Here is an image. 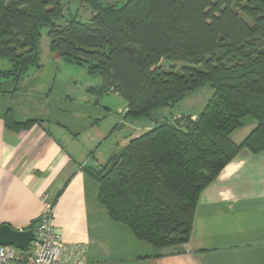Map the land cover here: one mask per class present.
<instances>
[{
  "label": "trees",
  "instance_id": "16d2710c",
  "mask_svg": "<svg viewBox=\"0 0 264 264\" xmlns=\"http://www.w3.org/2000/svg\"><path fill=\"white\" fill-rule=\"evenodd\" d=\"M75 1L90 8L88 21L78 12L66 21L62 0H0V59L12 65L0 70V94L16 93L31 68L42 72L46 29L51 52L100 76L99 94L126 99L127 119L154 124L106 164L83 168L100 205L140 242L185 245L202 192L242 150L264 152V0ZM206 86L214 94L201 114H163ZM3 120L16 133L50 123L19 120L12 108ZM249 121L256 128L237 145L233 135Z\"/></svg>",
  "mask_w": 264,
  "mask_h": 264
},
{
  "label": "crops",
  "instance_id": "0c3cea01",
  "mask_svg": "<svg viewBox=\"0 0 264 264\" xmlns=\"http://www.w3.org/2000/svg\"><path fill=\"white\" fill-rule=\"evenodd\" d=\"M38 103L49 110V102ZM7 107H0V225L28 230L43 212V196L61 192L53 225L65 243L87 247L85 264H264V152L242 150L202 192L190 242L160 250L136 240L100 205L98 185L83 168L103 164L81 150V131L47 117L48 124L12 132L3 120ZM80 119L76 109L71 120ZM255 128L249 121L233 141L241 145Z\"/></svg>",
  "mask_w": 264,
  "mask_h": 264
},
{
  "label": "rangeland",
  "instance_id": "374dc122",
  "mask_svg": "<svg viewBox=\"0 0 264 264\" xmlns=\"http://www.w3.org/2000/svg\"><path fill=\"white\" fill-rule=\"evenodd\" d=\"M62 1L67 6L64 18L66 21L77 12L84 22L92 17V12L85 3L75 0ZM107 1L114 0H104V2ZM115 1L123 4L127 0ZM40 64L43 66L42 72L36 73V69L31 68L15 94L12 92L4 95V98L0 97V107L8 104V107L14 108L19 120L28 119V117H53L74 127L76 131H81L80 135L83 136L80 137L79 147L83 152H87V156L91 157L94 163L100 160L102 164H106L114 152L122 147L120 143H123L122 140H125L126 136L134 139L154 127L153 122L147 118L127 119L125 117L127 102L121 94L111 91L107 94H99L98 90L103 85V79L100 76H91L86 67L67 63L58 54L51 52L46 29L42 31L40 40ZM164 67L167 68V64L164 63ZM11 68L12 65L8 60L0 59V70L8 71ZM35 80L36 91L29 87ZM15 88L12 86L13 90ZM213 94L214 90L206 86L188 95L171 111H163V114L169 119L183 115H199ZM32 98L34 99L32 105L28 103L22 105ZM38 101L49 102V110L41 109V103L37 105ZM11 102L12 104H9ZM20 105L25 108L20 110L18 108ZM76 109L80 111L81 119L73 122L71 118ZM97 118H99L98 123L92 126V122ZM92 143L95 146L89 149ZM93 183L96 184L94 181Z\"/></svg>",
  "mask_w": 264,
  "mask_h": 264
},
{
  "label": "built area",
  "instance_id": "2783aa9c",
  "mask_svg": "<svg viewBox=\"0 0 264 264\" xmlns=\"http://www.w3.org/2000/svg\"><path fill=\"white\" fill-rule=\"evenodd\" d=\"M51 196L42 198L43 212L33 230L34 237L27 250L0 246V264H85L87 247L67 244L53 225L54 206Z\"/></svg>",
  "mask_w": 264,
  "mask_h": 264
},
{
  "label": "water",
  "instance_id": "95a60500",
  "mask_svg": "<svg viewBox=\"0 0 264 264\" xmlns=\"http://www.w3.org/2000/svg\"><path fill=\"white\" fill-rule=\"evenodd\" d=\"M33 237V230H16L10 225H0V246H15L20 250H27Z\"/></svg>",
  "mask_w": 264,
  "mask_h": 264
}]
</instances>
